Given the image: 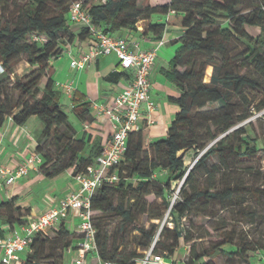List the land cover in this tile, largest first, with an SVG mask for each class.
<instances>
[{
  "label": "trees",
  "instance_id": "16d2710c",
  "mask_svg": "<svg viewBox=\"0 0 264 264\" xmlns=\"http://www.w3.org/2000/svg\"><path fill=\"white\" fill-rule=\"evenodd\" d=\"M76 1L0 0V61L4 73L8 75L0 81V127L5 126L10 119L20 127L26 126L33 117L41 121L43 128L36 152L42 159L40 170L47 179H55L69 170L73 171V176L84 172L103 151L101 144L95 142L90 153L84 155L86 141L79 140L78 132L70 125L61 103L64 95L52 77L51 63L66 52L62 35L69 34L70 43L76 38L84 41L91 37L86 27L81 28L78 36L70 32L69 11ZM242 1L170 0L165 5H146L143 9L138 7V0L82 3L92 18V24L106 34L115 35L123 30L138 32V22L144 23L141 36L155 42L164 39L167 26H178L184 31L171 41L176 47L175 55L169 67L161 70L162 75L176 85L181 93L178 98H170L172 103L178 105L179 111L167 136L150 142L147 127L130 134L125 158L118 169L119 181L114 185L102 186L92 197L97 253L102 261L137 264L152 250L154 255L161 253L160 256L176 264L174 258L180 242L192 241L188 230H181V221L196 204L206 201L238 205L236 200L240 190L237 187L222 190L194 187L192 192L184 195L182 202L170 209L174 228H166L158 236L156 224L145 228L134 214L135 207L140 203L145 205L146 197L152 193L150 183L157 169L166 170L157 193L159 198H166L172 182L183 181L185 185L191 186L195 173L206 169L207 161L214 156L222 161L228 158L264 159V156L259 155L261 149L257 140H252V146L241 138L237 143L231 142L234 135H245L244 130L227 134L237 123L250 117L249 110L241 114L236 112L240 100L247 102L246 89L262 93L261 106L264 108V0L256 4L249 14L240 11ZM155 17L156 20L166 18V22L153 21ZM222 18L227 22L226 27L222 25ZM250 29H260L262 34L254 36ZM236 43L246 45L241 65L252 71L251 74H242L233 69L238 60L236 56H231L230 48ZM197 56H205L207 59L200 62ZM217 56L226 68L223 73L218 72L214 61ZM23 60L31 66V70L25 76L12 80L10 76ZM209 65L214 67V72L210 82H205ZM124 76L131 80L128 72L114 73L108 80L113 82ZM71 102L73 114L78 121H94L91 103L86 102L83 96L79 97L76 92ZM210 103L224 105L220 110L204 114L205 132L208 135L206 142L215 143L201 156L195 168L188 171L184 154L193 148L201 150L206 147L201 144V127L195 125L193 116ZM224 134L223 138L218 139ZM181 152L184 154L179 156ZM67 156L70 157L68 162L64 160ZM130 179L137 182L129 183ZM245 192L256 202L264 198V186L246 188ZM167 204L169 207L170 203ZM1 209H5L4 222L12 228L15 223L24 224L22 217L29 213L27 209L15 208L13 200L0 205ZM140 211L144 212L145 206ZM255 214L254 211L250 212L252 217ZM111 218L121 219L122 229L112 231L109 224ZM165 233L173 234L171 244L162 243ZM55 235V240H51L47 234H37L21 264H42L43 261L48 264H64L66 255L76 249L81 236L65 222L56 229ZM233 244L231 233L211 252L197 253L192 247L186 264H209L206 258L218 253L227 254L229 259L239 257L245 264H250V259L260 252L261 261L264 262L262 244H252L241 238L240 245L232 252L228 249Z\"/></svg>",
  "mask_w": 264,
  "mask_h": 264
},
{
  "label": "rangeland",
  "instance_id": "374dc122",
  "mask_svg": "<svg viewBox=\"0 0 264 264\" xmlns=\"http://www.w3.org/2000/svg\"><path fill=\"white\" fill-rule=\"evenodd\" d=\"M77 1L82 3L86 1L97 2V0ZM147 1L148 0H138V7L141 9L145 8ZM260 2L261 0H243L240 11L243 14H249L254 9V6L260 4ZM156 18L157 17H155L153 21H160V19L156 20ZM221 22L223 26H227V22H225L223 18ZM69 24L71 26V33H80L81 29L76 31L73 28L74 24L70 21ZM138 26L143 28L144 23L138 22ZM180 31L184 32L182 29ZM250 32L254 36L262 34L260 29H250ZM61 39L66 43L65 46L71 44L69 34H63ZM245 50V43H236L230 48L231 56H236L238 60V64L234 65L233 69L240 71L242 74H251L252 71H248L245 66L241 65L244 62L243 53ZM197 58L200 62L207 59L205 56H197ZM214 61L218 72L223 73L226 68L222 64L221 58L217 56ZM183 69L184 68H181V70ZM213 72L214 67L212 65L207 66L204 79L205 82H210ZM7 77L8 75L4 74L2 78H0V81ZM245 96L247 102H242L240 100L237 103L236 112L241 114L244 110H249L250 117L243 122L237 123L227 134L244 130L246 132L245 135H234L231 142L237 143L241 138L252 146V140H257L261 149L259 155L264 156V108L261 106L262 93L246 89ZM61 103L68 115L69 122L71 124L77 123L72 106L67 97L63 96ZM223 106L222 103H210L194 114L195 125L201 127V144L206 145V147L201 150L199 148H193L185 154L184 152L179 153V156L184 154V160L188 171L195 168L201 156L215 143V141L206 142L208 135L205 132L206 123L204 114L209 111L220 110ZM34 120L33 122H29L28 127L33 133L41 135L42 130L40 131V126L43 128V125L39 119L34 118ZM211 130L213 131V128H211ZM225 135L226 134L219 136L218 139L223 138ZM69 158V156L64 157V160L68 162ZM165 176V169L159 168L156 170L155 177L151 180L152 183H150L152 193L146 197V204L143 205V203H140L139 206L135 207L134 212L137 221L143 227L150 228L152 224H156L158 226V236L161 235L166 228H174V225L171 223L170 209L182 202L184 195L188 194V192H192L194 187L201 189L215 187L218 190L227 187H237L241 193H239L238 200H236L238 202L237 206L233 205V203H231L232 205H221L218 202L206 201H200L195 205L194 209L181 221V230H188L192 241L188 243H184L183 241L180 242V248L174 258L176 264H186L189 261L192 247L195 248L197 253L206 251L211 252L216 246L225 241L227 234L231 233L234 238V244L229 246V251H236V246L240 245L241 238L249 243H259L264 246V198L256 202L245 192L246 188H262L264 186V159L259 160L254 157L233 160L232 158H228L226 161H222L217 156H214L207 161L206 169L203 168L195 173L191 186L185 185L183 181H174L172 182V188L168 192L167 197L159 198L157 193L162 184L161 178ZM136 182L135 179L129 180V183ZM168 202L170 203L169 207L167 206ZM143 206H145V211L141 212L140 210H142ZM243 207H246V209H243ZM253 211L256 212L254 217L250 215V212ZM157 217L160 218L155 219ZM109 221L112 231H117L120 228L122 229L121 219L111 218ZM59 227L60 226L48 231L47 235L51 240H55L56 229ZM171 237H173V234L165 233L164 237L161 239L162 243L171 244ZM26 254L27 252L22 253L20 255L21 259L24 258ZM160 255L162 254L160 253ZM261 257L262 254L259 252L250 259V264H264V262L261 261ZM144 259L145 257L140 259L137 264H140ZM206 261L209 262V264H245L239 257L229 259L228 255L223 253L208 257ZM42 264H48V262L43 261Z\"/></svg>",
  "mask_w": 264,
  "mask_h": 264
},
{
  "label": "crops",
  "instance_id": "0c3cea01",
  "mask_svg": "<svg viewBox=\"0 0 264 264\" xmlns=\"http://www.w3.org/2000/svg\"><path fill=\"white\" fill-rule=\"evenodd\" d=\"M170 0H148L146 5L162 6L169 3ZM166 22V18L160 20ZM83 25L74 24V29L80 30ZM138 32L123 30L114 36L127 38L132 48L140 51H149L155 49L157 51L156 65L151 73L150 79L152 83L151 99L155 103V111L151 113L153 124L148 128L150 142L164 139L168 130L179 111L178 105L172 103L170 98H178L180 91L173 83L169 82L161 73L163 68H168L169 63L175 55L176 47L171 41L181 35V28L178 26H167L164 35V44L159 46V42L152 41L149 37H142V27L138 26ZM75 35L78 36L76 33ZM91 37L84 41L78 38L74 39L71 44L65 46L66 52L58 60L52 62L53 79L60 90L70 102L77 92L79 97L83 96L86 102L91 103V113L94 121L91 123H81L77 119V123L71 124L78 132V139L86 141L84 155L87 156L95 142L104 147L113 134V127L110 118L105 113H100L99 109L104 107L111 109L114 105L116 96L130 82L125 76L117 81H109L108 78L114 73H118L119 59L116 55L101 56L92 62L84 70H74L70 66L73 59H78L82 54L88 53L91 46L94 45ZM66 55V56H65ZM0 64L1 61H0ZM31 66L26 61H21L14 69V73L10 76L12 80L16 77H23L29 73ZM5 73L0 69V78ZM115 77V76H113ZM73 84L75 88L73 96H67L63 89V85ZM78 100V97H76ZM144 122L147 121V111L144 108ZM35 117L29 122H33ZM28 122V124H29ZM35 123V122H34ZM28 124L24 127L17 126L11 119L5 126L0 127V167H8L16 169L32 157L36 155V148L39 144L40 135L33 133ZM42 127L40 126V131ZM38 155V154H37ZM41 163L36 164L31 170L30 175L17 180L13 185H6L0 180V205L7 204L13 200L15 208L27 209L29 213L22 217L24 224L33 218H37L51 209L56 207L64 198L78 189V185L74 181L73 171L69 170L63 175L55 179H47L41 172ZM23 211V210H22ZM5 209L0 210V238L10 234L13 230L9 223H5ZM65 223L70 229H75L76 223L71 215ZM22 224V225H24ZM15 228L22 225L15 223ZM69 254L66 259L71 258ZM95 257V256H94Z\"/></svg>",
  "mask_w": 264,
  "mask_h": 264
},
{
  "label": "built area",
  "instance_id": "2783aa9c",
  "mask_svg": "<svg viewBox=\"0 0 264 264\" xmlns=\"http://www.w3.org/2000/svg\"><path fill=\"white\" fill-rule=\"evenodd\" d=\"M69 21L88 28L95 42L88 53L70 62L72 69L84 70L99 57L114 54L119 59V72L130 73L131 80L116 96L111 109H99L100 113L109 116L113 134L95 163L74 176L78 189L49 212L31 219L18 229L14 227L10 234L0 238V264H21L20 255L30 251L37 234H48L49 230L60 226L71 215L76 223L73 231L77 232L81 239L76 244V249L68 252L72 257L66 259L64 264H113L102 261L97 253V229L93 223L92 197L102 186L114 185L119 181L118 169L125 158L130 134L153 124L150 115L156 106L151 99L150 76L156 65L157 51H140L136 47L132 48L127 38L100 32L92 24L88 10L80 1L72 4ZM163 44L164 41L161 40L159 46ZM0 69L4 72L2 64ZM62 87L67 96H73V84H65ZM144 108L148 116L146 122L143 121L146 116ZM40 163L42 159L36 154L16 169L0 167V180L6 185H13L17 180L29 176L35 165ZM140 264H173V261L154 255L150 250Z\"/></svg>",
  "mask_w": 264,
  "mask_h": 264
}]
</instances>
